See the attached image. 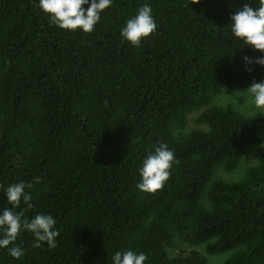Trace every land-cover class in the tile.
Masks as SVG:
<instances>
[{
  "label": "trees",
  "instance_id": "trees-1",
  "mask_svg": "<svg viewBox=\"0 0 264 264\" xmlns=\"http://www.w3.org/2000/svg\"><path fill=\"white\" fill-rule=\"evenodd\" d=\"M253 0H113L90 33L62 30L37 0H0V209L3 188H31L27 218L50 214L55 248H33L21 231L0 264H111L115 251L143 252L144 264H264V148L227 181L243 150L264 142V112L211 105L220 93L264 79L247 64L264 52L235 38L230 15ZM155 32L138 45L120 28L143 4ZM207 128L187 129L188 116ZM159 142L174 152L169 178L141 192L138 168ZM38 178V182L36 179Z\"/></svg>",
  "mask_w": 264,
  "mask_h": 264
},
{
  "label": "clouds",
  "instance_id": "clouds-1",
  "mask_svg": "<svg viewBox=\"0 0 264 264\" xmlns=\"http://www.w3.org/2000/svg\"><path fill=\"white\" fill-rule=\"evenodd\" d=\"M113 0H37L42 12L47 14L49 21L62 30H80L90 33L100 20V14L112 5ZM231 34L243 45L264 52V0H253L238 6L230 15ZM156 22L149 4L141 5L134 15L127 18L120 28L123 40L138 45L142 39L154 33ZM247 64L264 66V55L255 60L244 56ZM233 95H239L235 92ZM245 95L250 98V104L255 109L264 110V79L251 83L245 89ZM264 148V144L261 145ZM175 156L166 143L159 142L153 150L147 152L138 168L140 180L136 188L141 192L152 193L161 189L169 178V169ZM38 182V178H34ZM23 181L10 183L3 188L7 205L0 209V249H6L13 259L24 255L22 246L16 244L21 231L30 232L33 236L32 247L39 248L47 243L49 248H55L56 237L59 235L54 228L55 220L50 214L36 213L30 219L25 217L23 210L17 211V206L23 203L31 208V195ZM147 260L143 252L131 249L115 251L111 256V264H144Z\"/></svg>",
  "mask_w": 264,
  "mask_h": 264
},
{
  "label": "rangeland",
  "instance_id": "rangeland-1",
  "mask_svg": "<svg viewBox=\"0 0 264 264\" xmlns=\"http://www.w3.org/2000/svg\"><path fill=\"white\" fill-rule=\"evenodd\" d=\"M235 92L237 91L231 93L223 92L218 94L212 99L211 105H220V106L232 105L236 107L239 111L244 113L245 115H253L259 112H264V110L255 109L254 107L251 106L250 98L245 95V91H238L239 95H233ZM199 112L200 110H195L189 114L187 129H191L195 127H200L204 129L207 128V125L199 124L195 121V117ZM262 144H264V142L259 145H249L245 147L243 150V158L240 165L234 171H226L221 166H219L216 169L217 176L227 181L239 179L243 175L245 168L248 165H251L255 162L254 153L258 147H261ZM191 248H195L199 250L202 254L206 256L207 258L206 264H221L231 254V252L207 254L204 246L202 245L191 247L190 245L182 242H179L175 248L170 249L169 253L172 256H176L178 254H184Z\"/></svg>",
  "mask_w": 264,
  "mask_h": 264
}]
</instances>
